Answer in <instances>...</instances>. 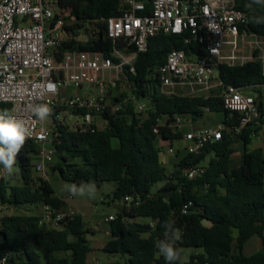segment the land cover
<instances>
[{"label":"trees","instance_id":"1","mask_svg":"<svg viewBox=\"0 0 264 264\" xmlns=\"http://www.w3.org/2000/svg\"><path fill=\"white\" fill-rule=\"evenodd\" d=\"M60 9L55 20L63 18L62 11L75 17L71 32L84 30L89 34L86 43H64L62 50L102 53L113 62L114 50L123 51L125 43L115 44L106 37L105 21L120 14L122 0H54ZM140 1V0H139ZM249 0H236V8L247 15V30L264 36V24L252 22L254 16H264V7H247ZM147 11L150 4L146 2ZM171 50H182L202 57L204 53L195 45H184V36L158 35L150 38L146 52L139 53L133 63L134 72L124 68L127 93L115 98L121 103L127 97L145 104L141 116L134 113V105L117 112L107 107L99 118L103 127L94 132H69L59 129L54 147L56 163L52 172L65 183L94 184L96 188L113 182L115 190L108 199L114 203L124 198L138 199V206L123 207L108 222L109 239L102 251L119 256L108 264H168L160 254L157 244L164 238V225L171 223L179 230L181 239L176 247L200 249L202 253L190 257V264H264V150H249L252 138L261 128L250 124L240 134L238 115L226 111L222 100L187 97H167L160 93L156 70ZM129 48L124 52H131ZM219 78L224 85L237 88L264 84L259 63L241 67L219 66ZM264 95H260L259 109L264 115ZM207 108L209 113H222L223 139L208 143L196 155L184 153L167 175L160 160L157 139L171 146L182 139L164 125L174 117L194 122ZM9 104H0V111L9 110ZM83 114L82 112L76 113ZM155 129L159 133L154 132ZM241 147L237 162L234 145ZM38 145L26 141L17 155V176L21 185L10 180L0 181V206L20 208L39 205L57 213L68 210L66 202L57 197L50 183L34 178L33 156ZM207 166L203 162L208 158ZM192 166H203L204 173L187 180L183 171ZM2 167V166H0ZM162 186L153 191V186ZM186 206V214L182 213ZM147 219L149 223H138ZM212 224L210 228L202 221ZM41 216L11 215L0 219V262L6 264H87L91 248L86 239L82 216L74 214L60 223L58 228L40 224ZM233 231L237 237H233ZM253 237L260 240L262 248L246 256L245 244ZM181 261L179 262V264Z\"/></svg>","mask_w":264,"mask_h":264},{"label":"built area","instance_id":"2","mask_svg":"<svg viewBox=\"0 0 264 264\" xmlns=\"http://www.w3.org/2000/svg\"><path fill=\"white\" fill-rule=\"evenodd\" d=\"M122 2L120 14L105 21L106 37L114 44L120 40L125 43L123 51L114 50L111 57L118 60L115 63L102 53L62 50L64 43L88 42L89 34L68 29L75 24V17L66 10L62 11L63 18L55 20L60 9L54 0H0V104H9L10 113L30 128L32 135L28 141L38 145L37 156L40 157L33 163V169L40 174H44L56 153L54 145L59 129L94 132L98 127L95 119L107 108L104 103L106 83L112 88L120 81L126 83L124 68L128 66L133 73L137 54L146 52L149 39L158 35L184 36L185 46L195 45L204 53L199 57L194 52L187 55L182 50H171L156 70L162 95L201 100L220 98L226 111L238 115L235 135L250 124L264 128L259 109L264 84L237 88L224 85L219 78V66L241 67L247 63H259L264 78V36L247 30V15L236 8V0ZM129 48L133 51L124 52ZM88 86L95 87L98 96L70 94V89L82 90ZM130 103L134 105L135 114H144L145 104L136 102L133 97L109 108L117 112ZM38 104H47L52 109L48 119L40 121L35 117L33 107ZM203 111L209 113L207 108ZM80 112L83 114L76 115ZM69 116H79L80 121L71 123ZM183 121L174 117L169 125L164 122L160 125L180 133ZM154 132L158 134L159 130ZM222 139V126L187 132L182 135V150L196 155L204 145ZM203 173V166H192L183 171V176L191 181ZM5 177L0 167V181ZM123 203L125 207L138 206L139 200L126 197ZM186 209L184 206L182 213L186 214ZM74 214L72 210L57 213L42 207L40 224L58 228ZM112 220L113 216H109L105 222ZM0 264H6V258Z\"/></svg>","mask_w":264,"mask_h":264},{"label":"rangeland","instance_id":"3","mask_svg":"<svg viewBox=\"0 0 264 264\" xmlns=\"http://www.w3.org/2000/svg\"><path fill=\"white\" fill-rule=\"evenodd\" d=\"M106 94L104 103L107 107H111L115 105V98H119L122 93H127L128 86L127 83L120 81L117 83L116 87L112 88L109 83H106ZM70 94H78L80 96H98V90L95 87L88 86L82 90H73L70 89ZM264 104V98H263ZM70 115L67 113L66 115ZM224 116L222 113H204L201 117L196 118L194 122L189 120L188 123L183 121V126L181 128L180 134H185L187 132H195L203 129H215L221 125ZM69 122L80 121L79 116H69ZM98 127H103V122L101 119H95ZM71 132L70 128L67 129ZM264 131V128L263 130ZM261 137L252 138V143L250 145V149L259 148ZM157 147L160 149V160L163 162L165 166V173L170 175L174 171V165L184 156V151L182 150L184 143L182 140L173 141L171 143V149L168 144H164L163 146L160 138L156 141ZM234 147L239 150L241 149L240 145L235 144ZM210 157H208L204 162L203 166H207ZM33 163H36L40 160V157L35 155L32 158ZM237 162V159H233ZM56 163V157L53 156L52 162L46 165L44 174H40L33 169L32 175L34 178L42 179L47 181L52 186L54 193L57 197L66 200L74 209L77 214L82 215L85 220V229L92 232L90 235H86V239L88 240L89 246L94 247V255H90L88 259V264H108L110 262H115L119 260V256L110 255L102 251V246L105 245L106 241L109 239V235L102 234L98 231H95L94 226L97 228V224L100 227L107 228V222L104 223V218H107L109 215H116L118 211L123 207L122 202H114L112 203L108 196L112 194V192L116 188V184L113 182L104 183L101 187L96 188V194L94 198H88L87 196H71L64 191L65 185H69L68 183L63 182L57 174L52 172V168ZM16 169V168H15ZM5 180H10L12 185H21L22 182L17 176V169L15 170V174L11 177L7 176L4 178ZM162 183H158L153 186V191L160 188ZM42 213V207L39 205H30V206H21L20 208H9V207H1L0 206V219L3 216H11V215H28V216H39ZM138 223L147 224L149 220L147 219H137ZM99 230V229H98ZM108 231V230H107ZM233 237H237V232L233 231ZM259 248H262L261 243L256 237L251 238L244 246V254L246 256H251ZM202 250L200 249H183L182 250V260L180 264H190L189 259L194 254H200Z\"/></svg>","mask_w":264,"mask_h":264},{"label":"clouds","instance_id":"4","mask_svg":"<svg viewBox=\"0 0 264 264\" xmlns=\"http://www.w3.org/2000/svg\"><path fill=\"white\" fill-rule=\"evenodd\" d=\"M254 6L264 7V0H249L247 7ZM251 19L253 23L264 24V16H254ZM33 114L40 121H44L51 116L52 109L47 104H38L33 107ZM31 135V130L25 121L17 119L9 110L0 111V166L3 175L11 177L15 174L17 155ZM64 191L70 196L88 198H94L96 194L94 184L84 183L65 185ZM164 229V238L157 244L158 250L168 264H179L182 255L176 247V242L181 239V234L171 223H166Z\"/></svg>","mask_w":264,"mask_h":264},{"label":"crops","instance_id":"5","mask_svg":"<svg viewBox=\"0 0 264 264\" xmlns=\"http://www.w3.org/2000/svg\"><path fill=\"white\" fill-rule=\"evenodd\" d=\"M263 119H264V115H263ZM220 126H222V124L221 125H219V127ZM263 129H261L260 131H259V133H258V135L256 136V137H261L260 139H261V141H260V146H259V148H253L252 150H254V149H262V150H264V131H262ZM251 143H252V140H251V142H250V145H251ZM162 144H163V146H165L164 144L165 143H163L162 142ZM250 145H249V147H250ZM248 147V149L249 150H251L250 148ZM170 149H171V146H170ZM234 149L237 151V153L232 157V159H234V158H236L237 160L239 159V156H240V151H241V149L239 148V150L238 149H236V147H234ZM65 202H66V204H67V206H68V210H72V211H75L74 209H72L71 208V206H69V204H68V202L66 201V200H64ZM75 214H77L76 212H75ZM39 215H41V214H39ZM82 216V215H81ZM109 216H112V215H109ZM108 216V217H109ZM82 219H83V217H82ZM105 219L106 218H104V220H103V222L104 223H106L105 222ZM83 223H84V225H85V220L83 219ZM107 225V228H108V224H106ZM95 231H98V232H100V233H104V234H108L109 233V231H107L108 229H106V228H102V227H100L99 226V224H97V228L94 226V228H93ZM99 229V230H98ZM90 234H92V232H90V231H88V234L87 235H90ZM258 239V238H257ZM259 240V239H258ZM88 241V240H87ZM259 242H260V240H259ZM102 247H104V246H102ZM91 248V253L88 255V259H89V256L90 255H94V253H95V249H94V247H90ZM261 248H259L257 251H259ZM87 264H88V260H87Z\"/></svg>","mask_w":264,"mask_h":264},{"label":"water","instance_id":"6","mask_svg":"<svg viewBox=\"0 0 264 264\" xmlns=\"http://www.w3.org/2000/svg\"><path fill=\"white\" fill-rule=\"evenodd\" d=\"M55 11H58V8L55 9ZM202 225L206 228H210L212 226V224L206 220L202 221Z\"/></svg>","mask_w":264,"mask_h":264}]
</instances>
